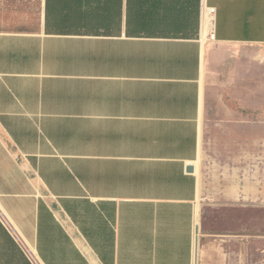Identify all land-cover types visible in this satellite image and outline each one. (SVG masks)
I'll use <instances>...</instances> for the list:
<instances>
[{
  "label": "crops",
  "instance_id": "0c3cea01",
  "mask_svg": "<svg viewBox=\"0 0 264 264\" xmlns=\"http://www.w3.org/2000/svg\"><path fill=\"white\" fill-rule=\"evenodd\" d=\"M182 1L0 0V264H264V0Z\"/></svg>",
  "mask_w": 264,
  "mask_h": 264
},
{
  "label": "rangeland",
  "instance_id": "374dc122",
  "mask_svg": "<svg viewBox=\"0 0 264 264\" xmlns=\"http://www.w3.org/2000/svg\"><path fill=\"white\" fill-rule=\"evenodd\" d=\"M21 5L22 7H29L31 10L33 7L36 6L35 2L33 4V0H21ZM212 34V32H209L206 36L203 37V34L201 33V36L199 37L200 39H204L205 42L209 44V47L212 48L211 51H215L213 53H220V54H227L229 56H220L218 58L219 63L222 62L225 58L228 59H235V53L239 52L240 49L238 50H232L229 48H233V46L230 47H225V46H219L216 45L214 38L209 37ZM215 49V50H213ZM234 54V55H232ZM255 58V60H253ZM260 59V62L258 63L257 60ZM245 70H246V83L244 86V90L242 91L241 95L243 98V103L239 104H231V107L233 110L239 109V111H243L245 113H252V112H260L264 113V55L261 56H256V57H250V56H245ZM253 65L254 67V72L252 70ZM217 67L219 68V65L217 64ZM255 77V82L253 83L252 78ZM260 84V98L256 97V85ZM240 98V96H239Z\"/></svg>",
  "mask_w": 264,
  "mask_h": 264
},
{
  "label": "trees",
  "instance_id": "16d2710c",
  "mask_svg": "<svg viewBox=\"0 0 264 264\" xmlns=\"http://www.w3.org/2000/svg\"><path fill=\"white\" fill-rule=\"evenodd\" d=\"M180 1L183 2L182 0ZM184 2L187 3L188 0H184ZM133 27H134V31H141V32L149 33V34H153V33L161 34V33H164L166 29V25H162L157 22H143V23L136 24Z\"/></svg>",
  "mask_w": 264,
  "mask_h": 264
},
{
  "label": "bare ground",
  "instance_id": "6f19581e",
  "mask_svg": "<svg viewBox=\"0 0 264 264\" xmlns=\"http://www.w3.org/2000/svg\"><path fill=\"white\" fill-rule=\"evenodd\" d=\"M213 29V18H211L207 13L206 16L204 17V22H203V31L204 34H208L209 32H212Z\"/></svg>",
  "mask_w": 264,
  "mask_h": 264
},
{
  "label": "built area",
  "instance_id": "2783aa9c",
  "mask_svg": "<svg viewBox=\"0 0 264 264\" xmlns=\"http://www.w3.org/2000/svg\"><path fill=\"white\" fill-rule=\"evenodd\" d=\"M211 18L215 17V9L214 8H207L206 12Z\"/></svg>",
  "mask_w": 264,
  "mask_h": 264
},
{
  "label": "water",
  "instance_id": "95a60500",
  "mask_svg": "<svg viewBox=\"0 0 264 264\" xmlns=\"http://www.w3.org/2000/svg\"><path fill=\"white\" fill-rule=\"evenodd\" d=\"M191 170H192V168H191Z\"/></svg>",
  "mask_w": 264,
  "mask_h": 264
}]
</instances>
